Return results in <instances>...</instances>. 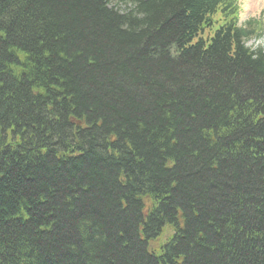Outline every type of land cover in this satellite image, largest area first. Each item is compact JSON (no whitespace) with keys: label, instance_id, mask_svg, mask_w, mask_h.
<instances>
[{"label":"trees","instance_id":"1","mask_svg":"<svg viewBox=\"0 0 264 264\" xmlns=\"http://www.w3.org/2000/svg\"><path fill=\"white\" fill-rule=\"evenodd\" d=\"M238 10L0 0V264H264V22Z\"/></svg>","mask_w":264,"mask_h":264},{"label":"rangeland","instance_id":"2","mask_svg":"<svg viewBox=\"0 0 264 264\" xmlns=\"http://www.w3.org/2000/svg\"><path fill=\"white\" fill-rule=\"evenodd\" d=\"M238 19L239 24L243 25L250 19H257L264 22V1L263 0H238ZM219 16H217V19ZM208 32H205L207 35ZM248 46L253 48L264 46V37L257 40L248 41Z\"/></svg>","mask_w":264,"mask_h":264},{"label":"bare ground","instance_id":"3","mask_svg":"<svg viewBox=\"0 0 264 264\" xmlns=\"http://www.w3.org/2000/svg\"><path fill=\"white\" fill-rule=\"evenodd\" d=\"M264 1V0H263Z\"/></svg>","mask_w":264,"mask_h":264}]
</instances>
